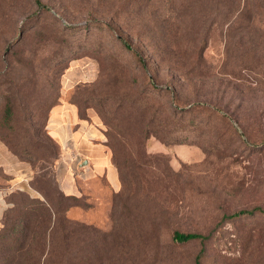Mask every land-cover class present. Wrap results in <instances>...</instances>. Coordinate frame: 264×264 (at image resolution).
<instances>
[{
  "label": "rangeland",
  "instance_id": "374dc122",
  "mask_svg": "<svg viewBox=\"0 0 264 264\" xmlns=\"http://www.w3.org/2000/svg\"><path fill=\"white\" fill-rule=\"evenodd\" d=\"M61 99L117 174L78 159L50 264H264V0H0V181L28 182L4 215L17 192L67 195ZM2 249L0 264L36 257Z\"/></svg>",
  "mask_w": 264,
  "mask_h": 264
},
{
  "label": "trees",
  "instance_id": "16d2710c",
  "mask_svg": "<svg viewBox=\"0 0 264 264\" xmlns=\"http://www.w3.org/2000/svg\"><path fill=\"white\" fill-rule=\"evenodd\" d=\"M120 104H118V108ZM118 108L116 110H118ZM9 113V108L7 107ZM19 193L18 199L13 200L11 207L4 215L3 223H0V245L4 250L7 247L11 252H23L31 255L35 248V258L24 257L21 262L9 260V264H50L48 257L54 252L57 245L56 234L59 232L62 239L73 235L72 228L67 229L73 222H70L62 210L65 207L61 201L65 199H74L72 196H64L56 192L58 206L53 205L52 198L43 194L41 198H31L26 193ZM256 208L250 210H239L230 215V217H240L252 215ZM173 240L177 242H187L194 239H207V236L198 232L174 231ZM27 245V246H26ZM5 253V252H4ZM20 254V253H19ZM198 263V257L195 260Z\"/></svg>",
  "mask_w": 264,
  "mask_h": 264
},
{
  "label": "crops",
  "instance_id": "0c3cea01",
  "mask_svg": "<svg viewBox=\"0 0 264 264\" xmlns=\"http://www.w3.org/2000/svg\"><path fill=\"white\" fill-rule=\"evenodd\" d=\"M49 132L50 135L58 142L61 147V158L58 162L61 172V189L65 194H73L74 190H78L72 175L76 172L74 169L76 162L83 157L81 165L85 171L90 170L95 175H105L108 181L116 178L114 166L111 159L109 147L105 144V140L101 138L103 135L100 131H95L89 125L86 119H81L77 115V108L69 101L61 99L54 105L49 112ZM100 133V134H99ZM6 149L0 148V172L5 173L7 167ZM80 165V166H81ZM70 173L72 175H70ZM115 175V176H114ZM8 182L0 181V220L7 208L6 194L10 189L12 191L25 190L28 186L27 179L19 174H13L8 178Z\"/></svg>",
  "mask_w": 264,
  "mask_h": 264
}]
</instances>
